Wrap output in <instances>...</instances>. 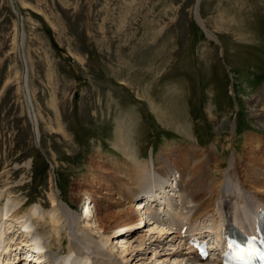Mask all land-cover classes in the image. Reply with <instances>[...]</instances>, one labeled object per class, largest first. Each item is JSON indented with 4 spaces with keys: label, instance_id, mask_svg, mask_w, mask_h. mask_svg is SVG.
I'll return each instance as SVG.
<instances>
[{
    "label": "rangeland",
    "instance_id": "rangeland-1",
    "mask_svg": "<svg viewBox=\"0 0 264 264\" xmlns=\"http://www.w3.org/2000/svg\"><path fill=\"white\" fill-rule=\"evenodd\" d=\"M197 2L0 0V187L14 191L11 199L3 195L2 207L14 211L20 200L23 209H50L48 189L58 187V201L87 228L84 239H100L78 219L87 201L74 205L70 188L92 184L89 159L100 145L108 164L100 191L109 198L106 186L117 198V188L126 184L122 173L130 170L122 147L115 146L118 122L139 162L151 155H208L212 146L225 167L234 150L243 159L247 133L264 134L247 103L263 94L264 0ZM52 100L61 105L68 137L38 115L40 106L56 123L47 108ZM210 104L216 125L206 111ZM101 205L114 206L110 200ZM27 213L31 233L42 237L45 250L63 257L66 235L57 242L48 224ZM119 239L114 234L110 246Z\"/></svg>",
    "mask_w": 264,
    "mask_h": 264
},
{
    "label": "bare ground",
    "instance_id": "bare-ground-1",
    "mask_svg": "<svg viewBox=\"0 0 264 264\" xmlns=\"http://www.w3.org/2000/svg\"><path fill=\"white\" fill-rule=\"evenodd\" d=\"M198 4L199 0L197 6ZM196 21L198 22L197 19ZM206 33L209 37L208 30ZM261 92H263L262 95L247 99V103L248 111L256 120L257 127L264 131V86ZM25 95L29 98L27 92ZM173 100L178 102L176 95ZM150 103L152 106L153 103ZM179 104L182 105L180 102ZM242 105L244 106V103ZM60 106L53 100L47 106L56 120L55 124L49 120L48 116L42 115L40 106L38 115L51 130L55 128L60 134L68 137L66 127L61 121ZM152 108L155 109L154 106ZM206 111L210 121H214L217 116L212 113L211 104L208 105ZM155 116L158 119L162 118L160 111ZM213 124L216 125V120ZM176 125L183 130L178 118H176ZM122 129L123 126L118 122L115 146L122 147L124 155L129 159L130 170L122 173L127 177L126 184L122 182L120 184L126 186L117 188V198H114L106 186L104 188L108 191L109 198H106V194L100 191L103 190L102 181L106 180L103 175L108 171L106 167L108 164L100 153L102 150L100 145L97 147L96 154L89 159L91 172L88 177L92 184L85 185L75 182L70 188L74 205L84 198V201H87L85 210L82 207L77 213L78 219L82 217L83 224L96 229L100 239L96 238L95 241L84 239L83 235L90 236L86 233L87 228L81 222L76 223L73 214L68 212L66 203L65 206L58 201L59 195L61 196L58 187L57 192L51 188L48 189L50 209L45 210L47 205L43 204H39L43 208L41 210L36 206L30 207L29 210L23 209L26 203L15 200L13 206L15 207L16 204L18 207L13 211L7 205L1 206L5 199L3 195L7 194L6 197L9 199L14 194V191L3 185L0 187V207L4 208H0V256L9 251L14 254V258L1 256L2 263H13L20 257L19 252H23V255L26 254V257L31 259L32 264L34 262H37L36 264H129V259L130 261L136 259L139 264H149L144 262L147 258L156 264H169L170 261L172 264H220L208 259L200 263L185 248V239L180 229L186 226L187 235L197 238L207 231L211 232L208 234L210 247L214 244L219 245L223 234L233 232L231 229L235 228L232 225V217L238 228V231L235 230L234 233L240 230L246 234L253 232L250 218L255 211L264 208V151L257 152L256 149L259 143L264 142V134L247 133L245 138L247 153H244L243 159L240 160V156L237 158L234 150L225 167L222 157L218 158L215 154L214 146L208 155L204 153L195 156L196 153L192 151L187 157L179 155L169 158L166 155L168 158L158 157L155 160L151 158L141 163L130 152L127 142L128 134L121 132ZM126 130L130 131L128 128ZM54 133L57 135L56 132ZM233 148L229 146V149L233 150ZM122 163L126 165L127 161ZM109 200L114 205L113 207L101 205L102 202ZM148 202L151 204L148 210L151 208L152 213L160 210L159 207H154L153 203H167L160 213L161 221L169 217L167 225L173 223L171 236L164 235L169 232L164 226L156 227L149 221L142 223L144 219L142 208ZM94 204L98 205L96 211H93ZM244 211H251V213L246 215ZM26 213L31 219L41 221L42 225L48 224L51 233L48 234L54 236L57 242L60 243L61 234L66 235L67 253L63 257H57L49 250H45L42 237L31 233L30 226L24 219ZM158 225L163 224L160 222ZM138 227L142 228L134 231ZM143 229H148L147 235L142 233ZM18 232L21 233L18 234ZM128 232L133 233L131 238L128 237ZM114 234H117L120 241L116 242L115 245L118 246L114 245L113 248L110 246V239Z\"/></svg>",
    "mask_w": 264,
    "mask_h": 264
}]
</instances>
